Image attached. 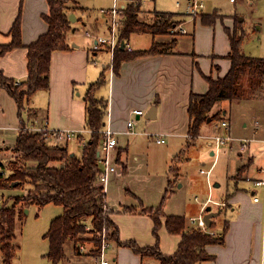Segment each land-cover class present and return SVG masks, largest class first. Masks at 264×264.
<instances>
[{
	"label": "crops",
	"instance_id": "obj_1",
	"mask_svg": "<svg viewBox=\"0 0 264 264\" xmlns=\"http://www.w3.org/2000/svg\"><path fill=\"white\" fill-rule=\"evenodd\" d=\"M49 1L0 0V43L11 42V27L18 15H20L21 19L23 44L31 43L46 32L49 25L44 19V14L49 12ZM127 1L126 5L131 0ZM72 6L71 4L68 7L69 14L74 13L76 18V22H72L73 27H75V31L71 30L73 34L77 30L76 24H81L83 28L86 27V31L88 29L92 31L94 25L98 23L97 28L99 27L100 32L102 30L107 32L108 21H106L104 15L102 17L93 15L90 13L92 7L83 4L81 0H77ZM207 9L208 6L203 13L210 14L213 11H219L215 4H211V11H207ZM156 10L154 9L153 11L155 12ZM184 11L178 12L180 16L177 19L180 18L182 20V25L192 19L196 26V21H199L201 15L193 18L187 17ZM148 12H152V10L143 11L141 8L139 18L145 21ZM144 15L145 17L143 18ZM201 25L208 28L211 26L204 23ZM143 29L150 30L141 26L136 28L131 36L134 34H146ZM151 34L152 41L149 46L135 47L130 42L131 36L128 42L135 50H145L149 49L154 41L165 42L169 40L168 37L163 38L162 35H154L152 32ZM188 34L190 38H185ZM75 39L76 37L68 35V42L71 48L66 50L58 49L52 53L50 87L49 89L36 92L30 104L27 105L25 112L28 116V123L42 125L47 121L48 126L52 129H70L75 131L87 129L85 126V94L90 84L96 82L104 73L106 81L96 89L95 94L107 102L105 121L109 122L111 128L116 132L118 142L116 154L120 160L118 163L120 172L113 173L111 175L112 180L129 172L128 162L124 161L123 153L125 151L128 152L130 149V138L137 136H143L141 138L147 137L160 146L167 143L169 138L171 141L169 145L165 146V150L171 155V162H167L166 166L170 168L169 172L171 174L179 173L178 175H180V161H183L187 153L182 155L180 159H176V156L185 149L183 144H186L189 137L190 114L188 108L190 94L192 92L204 93L208 90L209 83L206 75L222 76L229 70L231 61L226 55L229 53L231 46L228 34L226 33L225 37V43L227 41L229 43L226 49L223 46V49L220 50L216 48V45L208 43L203 50H200L195 47L197 39L195 32L183 33L176 36V43L167 51L139 55L123 60L117 71L114 70V57L111 55L110 59L96 60V63H91L95 62L94 57L100 53L109 57L110 52L107 48L103 47L95 51L92 39L90 43ZM214 56H217V58H214ZM27 64V48L25 46L15 47L0 56V70L15 81L27 79ZM104 85L107 86V89L102 94L100 92ZM41 92H45L47 100L42 104H37L35 97ZM0 104V121L2 125L0 128V158L5 161L1 162L7 165L10 155H12L10 147L15 144L17 136L15 140L11 138L13 133L18 135L19 132L17 128L19 125L18 106L15 99L5 89L0 90ZM135 109H142L144 113L142 115L135 114L133 112ZM218 111H222L224 114V118L220 121L224 119L229 121V128H226L228 133L234 137H249L253 140L244 151L241 150V144L235 146L231 143L230 148L226 149L227 151H223L218 155L219 151L216 152L215 145L210 139V136L220 134L217 131L218 124L217 121L214 124L215 120H210L203 124L201 135L194 143L196 145L200 138L207 140L209 145H214L211 148V154L216 155L217 159L220 160L224 153L223 158L226 161L224 167L226 168L225 179L227 188L223 195L227 194V196L224 199V196H222L221 200H215L217 210L214 211L216 213L215 218L214 216L212 217V222L215 224L212 226L211 222L210 226L212 227L210 229L218 231L219 234L224 230L226 224L228 229L224 236V243L207 245V250L215 256V259L203 264H264V185L255 183V180L264 178V122H261V118L264 119V98H243L232 102L219 100L213 106L211 113L214 114ZM237 113L242 115L243 119L251 117V122L245 121L244 127L248 128L249 125H252L254 134L244 136L236 134ZM148 115L152 116V118H149ZM130 120L135 121V133L133 134L126 132L128 121ZM155 133L159 134L160 137H164L165 142L158 143L153 136ZM84 135L88 137L90 133L84 132ZM138 140L141 141L143 139L138 138ZM123 141L127 144L125 148L123 147ZM51 143L53 145L68 146L70 150L81 153V144L77 140L67 143ZM134 159L139 161V156L135 154ZM186 159L188 157L184 160ZM214 163H212L207 172L212 169ZM144 165L149 167L151 160L144 159ZM178 180L179 177L169 178L166 192H173V185ZM209 180L208 176L209 186H211ZM222 184V181L221 183L215 182L214 186L221 187ZM184 185V183L180 184V186ZM126 190L131 194V199L127 200L126 203L120 202L118 206L111 204L108 200L107 191V204L111 210V220L118 227L119 239L122 241L133 240L140 245H155L156 238L153 234V220L148 214L140 211V203L145 207L155 206L148 204L144 196L140 197L131 189L126 188ZM211 191L210 187V193H212ZM255 196H258L259 199L255 200ZM211 201L210 194L207 200L200 204L203 206L201 209H204L205 205L211 206L209 204ZM127 207L136 208L138 211H127ZM212 209L211 206V211ZM185 217L188 224L189 217ZM218 219L221 220L220 225L219 223L217 224ZM188 226L190 225L188 224ZM159 234L161 251L166 254H173L179 246L181 236L170 233L165 226L160 228ZM68 242L72 243L71 252H67L65 247L66 256L57 264H82L83 262L85 264V259L80 260V258L76 257L79 253L75 249L74 242L68 240L65 245ZM112 244L113 251L109 255L114 264H160V262L156 261L158 259L154 257L142 256L128 246L119 245L116 239L113 240ZM47 252L44 253V257H46ZM1 258L2 256L0 255V264H3ZM17 258L18 251L12 264Z\"/></svg>",
	"mask_w": 264,
	"mask_h": 264
},
{
	"label": "trees",
	"instance_id": "obj_2",
	"mask_svg": "<svg viewBox=\"0 0 264 264\" xmlns=\"http://www.w3.org/2000/svg\"><path fill=\"white\" fill-rule=\"evenodd\" d=\"M69 0H50L49 12L44 19L49 27L36 40L25 45L22 41L20 15L11 27L12 40L0 43V56L7 51L25 46L27 48L28 77L20 84L7 77L0 70V90H7L15 99L18 106V117H22L31 99L39 90L50 87L51 57L55 50L71 48L68 42L69 32L73 28L69 16V7L65 5ZM74 1V0H73ZM141 3L127 4L124 8L120 27V42H128L134 30L141 26H149L154 35H160L179 25L182 20L177 19L178 12L158 11L157 22L145 24L139 18ZM221 18L216 10L212 13L201 14L204 24H214ZM243 20H237L234 28H226L231 49L226 57L231 61L229 70L222 76L206 75L209 88L204 93L190 94L189 114L190 125L185 149L176 156L181 158L187 149L193 145L201 135L202 126L211 121L224 118L222 111L214 114L211 110L219 100H234L252 98L264 93V57L248 55L243 50L246 31ZM168 43L154 41L149 49L128 51L121 44L114 53V70L117 71L123 60L144 54H155L170 49ZM173 46V45H172ZM106 81L104 73L91 83L86 94V128L91 130L88 141L81 145V153L70 150L68 146L53 145L42 131L19 129L13 147H10L13 157L7 165L9 173L0 174V255L3 264H12L19 249L15 243L18 222H23L25 209L35 204L39 210L49 203L63 206V212L52 219L45 237L49 240V250L46 257L57 264L66 256L65 244L72 240L78 251L80 234L86 232L89 220L94 227L102 230L108 224L114 230V238L119 245L128 246L142 256H150L159 260L160 264H198L215 259L207 250V245L224 243V230L216 236L205 232L199 227L188 226L183 215L167 214L163 209L167 191L158 207H145L141 204L142 212L153 220V234L155 245H140L136 241H122L118 236V227L111 220V210L107 204V193L97 184V177L101 171L100 152L103 139L102 129L106 121L107 102L96 96L95 91ZM85 136V135H84ZM79 143L80 141L76 139ZM81 144V143H80ZM119 158L117 162L119 163ZM5 167V163H2ZM7 169V167H6ZM174 171V170H172ZM171 171V172H172ZM15 181H18L15 183ZM20 189L21 193H14ZM127 211H138L127 207ZM227 223V222H226ZM215 223L212 222V225ZM165 226L170 233L181 236L179 246L173 254L163 253L159 247L160 228Z\"/></svg>",
	"mask_w": 264,
	"mask_h": 264
},
{
	"label": "rangeland",
	"instance_id": "obj_3",
	"mask_svg": "<svg viewBox=\"0 0 264 264\" xmlns=\"http://www.w3.org/2000/svg\"><path fill=\"white\" fill-rule=\"evenodd\" d=\"M77 0H69L65 1V5H73ZM83 4L91 6L92 9L90 13L93 15H98V17H102L103 15L106 17V21L108 16L106 13H103L101 8H112L115 4V0H81ZM189 0H131L128 4H138L142 3L143 11H151L146 14V20L144 23L153 24L157 22L159 16L153 11L154 9L161 11H170V12H186L187 5ZM203 1L205 4V8L194 15L197 17L203 14V11L208 6V10L211 11V4H215V7L219 9V13L221 18H217L214 24L209 28L207 26L201 25L203 22L200 19L196 21V26L194 25V20L185 23L183 27H185L187 32H195L196 41L195 47L197 49L203 50L208 43L210 45H216V48L222 50L223 46L226 49L227 45H229L228 41L225 43V37L227 33L226 28L233 29L234 23L237 20H243V28L245 29L247 35L245 41L243 43V50L252 56H264V0H199ZM127 0H118L117 4L122 5L127 3ZM74 3V4H73ZM209 4V5H208ZM72 6V7H73ZM127 6V5H126ZM71 7V6H70ZM222 13V14H221ZM225 14V15H223ZM233 15L234 21H233ZM145 15L143 16V18ZM189 17V15H187ZM193 18V17H192ZM105 21V23H106ZM149 21V22H148ZM76 22V21H75ZM100 23V22H99ZM98 23L94 25L93 30L88 29L86 31V27H82L81 24H76L77 27L76 32H69V36L76 37L75 40H79L82 42H91L94 40V35H98L100 33H104L103 30L100 32L99 27L97 28ZM180 25V24H179ZM179 25H173V27L168 28L165 33L160 34L163 38L168 37V41L161 43H168V47L171 48L172 45L176 43V36L182 34L179 30ZM104 26V24H103ZM89 28H91L89 26ZM145 28V26H144ZM149 28V26H146ZM98 30V31H97ZM144 30V29H143ZM146 34H134L130 38L131 44L135 47H146L151 44L152 34L151 31L146 29L144 30ZM91 33L93 35H88L87 33ZM226 32V33H225ZM88 37H87V36ZM185 38H190L189 34L186 35ZM161 39V38H160ZM95 51H98L94 49ZM107 57L106 54L100 53L98 56H95V62H91L92 64L96 63V60L103 61ZM112 56V55H111ZM217 58V56H214ZM107 61V60H106ZM107 89V86H102V91L100 93L103 94V91ZM45 93V92H44ZM41 92L37 94V104H42L47 100V96ZM39 95V96H38ZM256 98H264V93L260 96H256ZM39 106V105H38ZM42 115V114H41ZM237 121H236V134L237 135H250L254 134L252 125H249L248 128L244 127V122L249 121L251 117L245 118L242 117L239 113H237ZM25 123H28V116L26 112L22 115ZM21 119L18 117V123H20ZM217 121L218 127L217 131L225 136L228 134L226 128L222 125L220 120H215L213 123L215 124ZM261 122H264V119L261 118ZM30 124V123H29ZM241 129V130H240ZM253 132V133H252ZM17 133H13L12 140H15ZM143 136L131 137L130 139V149L123 153L124 161L128 162L129 172L124 174L117 179L111 178V181L108 185V200L111 204L118 206L119 203H126L127 200H130L131 194L127 192L126 188L131 189L136 192L140 197L144 196L148 202V204L158 207L163 197L166 194V189L168 188V179L177 178L179 180L173 185V192H169L168 196L164 202V211L165 213H175L178 215H185L187 218L190 216H197L201 213V208H203L202 204L207 200L208 196L211 194L212 201L209 203L212 206V212L217 210V204L215 200H221L223 194L226 191L227 181H226V172L224 164L226 161L224 160V153L220 160L217 159L216 155L211 154V148L215 145H209L207 140L200 138L196 145H191L189 150L186 152L187 155L183 158V161H180V175L177 173H170L169 167L166 166L167 162L169 163L171 155L165 150V146L170 144V139L168 137V142L162 144H156L152 140H149L147 137L141 138ZM138 138L143 140H138ZM239 138V137H238ZM231 141L235 146L240 145V141L238 140ZM137 142V144H136ZM123 147L127 146L126 142ZM128 143V142H127ZM187 144V142H186ZM185 143L183 144V148H185ZM231 145V144H230ZM230 145H224L219 150V154L223 151H227V148H230ZM217 150V148L215 149ZM217 152V151H216ZM1 154V153H0ZM137 154L139 156V161L134 159V155ZM173 155V154H172ZM13 154L10 155V160H12ZM162 157V159H161ZM184 160L185 158H187ZM144 159L151 160V165H144ZM216 159V161H215ZM0 161L5 162L0 159ZM2 162V163H3ZM171 162V161H170ZM215 162L212 166V169L208 171L211 167L212 163ZM9 165H7L6 175L9 173ZM169 166V165H168ZM4 167V166H3ZM171 174V175H169ZM210 174V175H208ZM222 174V175H220ZM170 176V177H169ZM208 176L210 178V185L208 182ZM223 182L221 187H215V182ZM185 184L184 186H180V184ZM210 187L212 189V193H210ZM22 190L16 189L14 193H21ZM227 196V194L223 197V199ZM197 197V198H196ZM213 197V198H212ZM1 198V197H0ZM208 205H205V208ZM28 209V212H26ZM25 209V215L23 222H18L16 229V239L15 243L18 245V258L15 260L14 264H52L46 257H44V253L47 252L49 247V241L44 236L46 230L49 228L51 219L54 216L59 215L63 207L57 204H49L44 206L41 210L35 205L32 204L28 208ZM207 213V212H206ZM221 216V215H220ZM222 217V216H221ZM188 218V219H189ZM215 218V216H214ZM219 218V217H218ZM221 224V220L218 219L217 224ZM89 228H86V232L79 235L82 237L78 242V256L80 260L85 259L86 263L90 262V264L94 263V260L98 256L99 252V240H101L100 233L97 229H95L94 224L91 220L88 222ZM213 226V225H212ZM210 226V227H212ZM106 234L108 236V240L113 242L114 238V230L108 224L104 225ZM103 228V229H104ZM215 235L218 236L219 232L215 231ZM103 231V230H102ZM72 243L68 242L66 247L67 252H71ZM113 251V244L110 245L108 250L109 253ZM110 256V255H109ZM111 257V256H110ZM156 260V259H155ZM158 263L159 261L156 260ZM85 263V264H86ZM84 264V262L82 263Z\"/></svg>",
	"mask_w": 264,
	"mask_h": 264
},
{
	"label": "built area",
	"instance_id": "obj_4",
	"mask_svg": "<svg viewBox=\"0 0 264 264\" xmlns=\"http://www.w3.org/2000/svg\"><path fill=\"white\" fill-rule=\"evenodd\" d=\"M118 0H115V4L112 8L103 9L102 12L106 13L108 16V26H107V32L100 33L98 35H94V44L93 49H101V48H107L109 52L111 53L112 57H114V53L116 49L119 47L122 42H120V27L122 22V16L123 11L126 5H118ZM235 1V0H232ZM205 8V4L203 1L199 0H191L188 2L186 15H189L190 17H194L195 14L200 12ZM180 32L187 33L185 27H183L182 23L179 25ZM88 35H93L91 33H87ZM124 41V40H123ZM124 48H126L128 51H133L134 48L131 46L129 42L124 41ZM22 81L17 80L15 81V84H20ZM135 114L142 115L144 112L142 109H135L133 111ZM0 120H1V104H0ZM222 125L225 128H229V121L228 120H222ZM135 121L130 120L128 121V129L126 130L127 133L133 134L135 133ZM2 127L1 121H0V128ZM27 128L32 129L35 131H42L45 133L47 138L50 140V142H70L72 140L78 139L81 143V145H85L88 141V137L84 136V132L91 133L90 129H83L80 131L70 130V129H52L48 126V122L45 121L42 125H36L34 123H26L25 125H22V120L20 121L19 125L17 126L18 130L21 128ZM103 139L101 143V149H100V164H101V171L98 174L97 177V184L103 188V191L107 193L108 185L110 183V178L113 173L120 172L118 168V162H117V154H116V148H117V137L116 132L111 128V125L109 122H106L104 128L102 129ZM155 140L158 143H164L165 138L160 137L159 134H153ZM238 137H234L230 133L223 136L221 134H215L210 136L211 141L215 144V148H217L216 151H219L222 146L224 145H230L231 141L237 140ZM238 140L241 144V150L244 151L248 148L250 142L253 140L249 137H239ZM1 157V156H0ZM1 159V158H0ZM5 174L6 170L4 169L2 162L0 161V174ZM255 183L257 185H264V178L263 179H257L255 180ZM258 196H255V200H258ZM206 209H202L201 213L197 216H192L188 219V224L193 227H199L205 232H209L211 234H215L213 230L210 229V226L207 224L205 220L206 215ZM89 228V225H87V229ZM97 229V228H95ZM99 233L101 234V240H99L98 248V256L94 260L93 264H114V261L112 258L108 255V250L110 245L112 244L111 241L108 240V236L106 234L105 228L100 230L97 229ZM203 264V263H198Z\"/></svg>",
	"mask_w": 264,
	"mask_h": 264
},
{
	"label": "water",
	"instance_id": "obj_5",
	"mask_svg": "<svg viewBox=\"0 0 264 264\" xmlns=\"http://www.w3.org/2000/svg\"><path fill=\"white\" fill-rule=\"evenodd\" d=\"M71 22H74L75 21V15L74 13H71L70 16H69ZM73 31H75V27L72 28ZM122 48H124V41H122V44H121ZM155 108V107H154ZM149 118H152V116L148 115ZM211 119L209 118L208 121H210ZM98 155H100V152H98ZM18 181H15V183H17ZM1 197V196H0ZM206 210L208 211L205 215V220L207 222V224L210 226L211 225V222H212V217L216 215V213L212 212L211 211V206H208L206 208ZM26 212H28V209H26Z\"/></svg>",
	"mask_w": 264,
	"mask_h": 264
}]
</instances>
